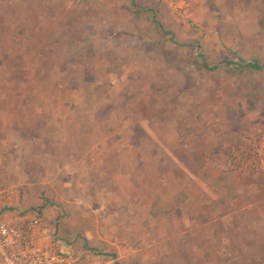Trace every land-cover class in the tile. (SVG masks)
Instances as JSON below:
<instances>
[{
	"label": "rangeland",
	"instance_id": "rangeland-1",
	"mask_svg": "<svg viewBox=\"0 0 264 264\" xmlns=\"http://www.w3.org/2000/svg\"><path fill=\"white\" fill-rule=\"evenodd\" d=\"M0 59L31 98L0 113L30 142L0 214L118 264H264V68L239 66L264 67V0H0Z\"/></svg>",
	"mask_w": 264,
	"mask_h": 264
},
{
	"label": "built area",
	"instance_id": "built-area-1",
	"mask_svg": "<svg viewBox=\"0 0 264 264\" xmlns=\"http://www.w3.org/2000/svg\"><path fill=\"white\" fill-rule=\"evenodd\" d=\"M238 166L243 162L236 160ZM54 241V230L43 217L0 214V264H118L98 253L60 250Z\"/></svg>",
	"mask_w": 264,
	"mask_h": 264
},
{
	"label": "crops",
	"instance_id": "crops-1",
	"mask_svg": "<svg viewBox=\"0 0 264 264\" xmlns=\"http://www.w3.org/2000/svg\"><path fill=\"white\" fill-rule=\"evenodd\" d=\"M4 59H0V63L2 62V65ZM13 62V60L9 61ZM8 62V63H9ZM5 65V64H4ZM1 66L0 64V113L5 107L8 105H14V106H24L27 107L28 111L31 109V98L24 97L23 91L30 89L29 82L27 81V61H24L21 65H14L13 71L11 70L10 64H7V68L5 66ZM18 73V77H16V73ZM7 79V81H6ZM11 90V92H8ZM13 96V97H11ZM15 121H20L21 119H14ZM21 137V135H20ZM20 137L14 138L11 135L0 137V153H10L15 152L14 149H17L18 146H21L23 144H30L29 140H19ZM22 138H26L25 135L22 136ZM11 147L9 150L8 148ZM180 164L181 161L179 162ZM185 164H182L184 166ZM184 168V167H183ZM185 168H187L185 166ZM189 169V168H188ZM208 187V186H207ZM210 190V189H209ZM211 192V190H210ZM252 260V259H251Z\"/></svg>",
	"mask_w": 264,
	"mask_h": 264
},
{
	"label": "trees",
	"instance_id": "trees-1",
	"mask_svg": "<svg viewBox=\"0 0 264 264\" xmlns=\"http://www.w3.org/2000/svg\"><path fill=\"white\" fill-rule=\"evenodd\" d=\"M227 64H234V63H227ZM239 66H241L242 68H250L251 70H254V71H261L264 68L257 61L250 62V63H246V62H243V61H239ZM203 67L205 69H207V70H215V68L209 67V65L207 63H203Z\"/></svg>",
	"mask_w": 264,
	"mask_h": 264
}]
</instances>
